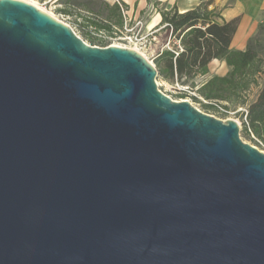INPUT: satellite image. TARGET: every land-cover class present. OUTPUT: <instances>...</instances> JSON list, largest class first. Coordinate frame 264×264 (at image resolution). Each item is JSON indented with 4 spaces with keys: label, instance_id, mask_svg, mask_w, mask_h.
<instances>
[{
    "label": "water",
    "instance_id": "obj_1",
    "mask_svg": "<svg viewBox=\"0 0 264 264\" xmlns=\"http://www.w3.org/2000/svg\"><path fill=\"white\" fill-rule=\"evenodd\" d=\"M156 76L0 0V264H264V152Z\"/></svg>",
    "mask_w": 264,
    "mask_h": 264
},
{
    "label": "trees",
    "instance_id": "obj_2",
    "mask_svg": "<svg viewBox=\"0 0 264 264\" xmlns=\"http://www.w3.org/2000/svg\"><path fill=\"white\" fill-rule=\"evenodd\" d=\"M212 1L204 0L184 12L174 7L158 10L161 15L159 24L171 30L176 40H179L182 51L175 55L168 49L162 50L155 58L156 70L166 80L176 79L181 85L190 82L188 87L196 88L198 94L190 97L194 101H200L199 97L206 100L202 104L206 109L218 110L213 101L226 113L246 105L247 123L243 119L244 112H235L242 118L244 134L255 143L257 141L254 138L264 143V79L262 84L258 79L261 75L264 78V50L257 36L249 37L244 50L231 49L230 42L239 19L218 22L219 12L208 8ZM104 5L106 16L102 20H91V25L107 31H112L113 26L121 28L123 18L118 3ZM172 44L176 47L174 42ZM214 58L223 60L229 67L228 72L223 76L203 78L196 83V78L207 75L208 64ZM253 88H258L257 93L253 99H249ZM186 95L185 90L177 93L180 98Z\"/></svg>",
    "mask_w": 264,
    "mask_h": 264
},
{
    "label": "crops",
    "instance_id": "obj_3",
    "mask_svg": "<svg viewBox=\"0 0 264 264\" xmlns=\"http://www.w3.org/2000/svg\"><path fill=\"white\" fill-rule=\"evenodd\" d=\"M49 4L58 14L66 17H80L90 12L91 0H42ZM112 5L116 0H103ZM123 4L127 13L132 18L145 20L148 28L156 26L161 21L158 10L174 7L179 12L195 8L204 0H118ZM226 0H213L209 9L219 12L218 22L229 21L238 18L237 29L231 39L230 48L244 50L249 37L253 36L260 24L264 21V0H232L226 4ZM148 17L147 19H145ZM114 27V26H113ZM229 67L223 60L212 59L208 64V73L205 78L213 75L223 76Z\"/></svg>",
    "mask_w": 264,
    "mask_h": 264
},
{
    "label": "rangeland",
    "instance_id": "obj_4",
    "mask_svg": "<svg viewBox=\"0 0 264 264\" xmlns=\"http://www.w3.org/2000/svg\"><path fill=\"white\" fill-rule=\"evenodd\" d=\"M28 1L30 3L32 2L36 3V5H38L42 10L46 11L47 13L56 17L57 19L68 24L83 40L90 43L91 45L106 46L105 44L107 45L115 44L119 46H122V45L130 46V43L127 40H125L124 31L119 32L117 30H113L115 31V33H106L107 37H105L104 40H97L94 37V35L90 33V30H92V28L90 27L92 26L90 23L91 20H102L106 16L107 9L104 5L106 1L91 0L90 5H89V8H90L89 14H85L84 16H80L77 18L76 17L68 18L64 15L58 14L49 4H46L42 0H28ZM225 3L231 4L232 0H226ZM147 18L148 17H146L145 19ZM142 22L145 24L144 19H142ZM155 28H156V32L148 36L150 44L146 47L145 52H144L146 56L148 57V59L152 61L154 65H155V56L160 51V48L168 41H170V45L172 44V42L176 41V38L171 33V30L163 28V26H161L160 24L156 25ZM145 30L146 29H143V33L146 32ZM253 36L258 37L259 43L261 44V48H263L264 50V21L262 24L259 25L258 31ZM262 54L264 56V52ZM258 79H259V83L262 84L263 79H264L263 76L262 75L259 76ZM198 80L202 81L203 79H201V77L195 79V81H198ZM156 82L158 84L159 89L174 100H188L193 106H195L199 110L207 114L213 115L214 117L218 119L235 120L238 124L240 138L244 142L249 143L255 146L256 148H258L260 151L264 152V149H262L260 146L257 145V143H255L252 139L248 138L244 134L243 126H242V118L241 116H239V114L233 113L234 111L233 109H230V112L226 113L221 110H211V109L204 108L202 105L204 101L200 97H199L200 101H194L190 97V96H198V94L195 91L196 88L191 89L190 87H188V85H190V82H187L186 85H183V86H187L186 87L187 90H185L187 92V95L185 96V98H180L177 96V93L180 90H184V89H180L179 87H177L175 85V81H169V80L164 79L160 74H158V72L156 76ZM179 85H181L180 82H179ZM257 90L258 88H253L250 91L249 99H253L255 97Z\"/></svg>",
    "mask_w": 264,
    "mask_h": 264
},
{
    "label": "built area",
    "instance_id": "obj_5",
    "mask_svg": "<svg viewBox=\"0 0 264 264\" xmlns=\"http://www.w3.org/2000/svg\"><path fill=\"white\" fill-rule=\"evenodd\" d=\"M23 1L27 2L26 0H23ZM116 2L118 3V5L120 7L122 18H123L122 27L121 28L113 27L112 31H107L105 29H100V28H95L93 26H90L92 28V30H90V33L92 35H94V37L97 40H104V38L107 37L106 33H115V31H113V30H117L119 32H123L124 31L125 32V40H127L130 43V46H127V45H122V46H125V47H128V48H136L138 51H140L139 52L140 54H142V55L144 54L143 56L146 57V59H148V57L146 56V54L144 52H145L146 47L150 44L148 36L152 35L153 33L156 32L155 26H153L151 28H148L147 25L142 22V19H140V18H136V19L132 18L131 16L128 15L127 10L123 6V4H121L118 0H116ZM28 3H30V2H28ZM143 29H146L145 33H143ZM76 35H78V34L76 33ZM84 42H86V41L84 40ZM86 43L91 45L88 42H86ZM174 43L176 44V47H174L173 44L170 45V41L165 43L160 48V51L156 54L155 58L164 49H168V50L172 51L175 55H178L179 51H182V47L180 46L179 40H176ZM150 62H152V61H150ZM201 79H203V77H201ZM198 81H196V83H198ZM175 85L177 87H179L180 89L187 90V88H186L187 86L179 85V82L176 79H175ZM203 101L207 102L206 100H203ZM212 103L218 108V110L224 111V109L218 103H216L214 101ZM236 111L244 112L243 119L246 122L245 114L247 112V106L245 105V106H242V107H238L236 109ZM236 111H233V113H235ZM252 137H254V136L252 135ZM254 139L257 141V145L260 146L262 149H264V143H262L260 140H258L256 138H254Z\"/></svg>",
    "mask_w": 264,
    "mask_h": 264
},
{
    "label": "bare ground",
    "instance_id": "obj_6",
    "mask_svg": "<svg viewBox=\"0 0 264 264\" xmlns=\"http://www.w3.org/2000/svg\"><path fill=\"white\" fill-rule=\"evenodd\" d=\"M27 2H29L28 0H26ZM32 4H34L35 6H37L38 8H40L38 5H36V3H34V2H32ZM41 9V8H40ZM42 10V9H41ZM53 16V15H52ZM54 17V16H53ZM56 18V17H55ZM115 45V44H114ZM132 49H134V50H136V51H138L136 48H132ZM138 52H140V51H138ZM144 55V54H143Z\"/></svg>",
    "mask_w": 264,
    "mask_h": 264
}]
</instances>
